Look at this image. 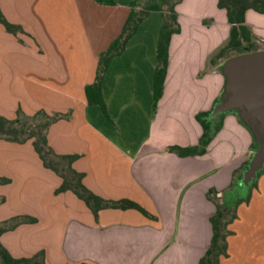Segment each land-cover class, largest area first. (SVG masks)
<instances>
[{"label":"crops","instance_id":"0c3cea01","mask_svg":"<svg viewBox=\"0 0 264 264\" xmlns=\"http://www.w3.org/2000/svg\"><path fill=\"white\" fill-rule=\"evenodd\" d=\"M115 6L95 0H0V116L16 119L39 111L71 113L48 131L59 155H79L73 168L85 186L106 200H131L137 210L105 209L96 218L71 191L56 194L62 179L46 169L32 141L0 139V222L37 219L2 235L16 259L45 253L46 264H199L213 238L211 219L240 171L251 163L256 141L234 111L203 156L180 157L172 146H197L203 128L197 115L211 111L225 93L224 58L231 25L218 0H183L181 32L173 36L164 93L156 110L153 88L162 14L151 12L121 56L115 57L102 90L111 121L90 106L86 86L95 82L99 55L120 36L134 0ZM246 24L264 34V14L249 10ZM264 50V35L257 39ZM257 143V141H256ZM258 144V143H257ZM228 256L220 264H264V173L248 204L229 225Z\"/></svg>","mask_w":264,"mask_h":264},{"label":"trees","instance_id":"16d2710c","mask_svg":"<svg viewBox=\"0 0 264 264\" xmlns=\"http://www.w3.org/2000/svg\"><path fill=\"white\" fill-rule=\"evenodd\" d=\"M100 5L115 6V0H95ZM183 0H134L130 4L131 14L118 38H116L109 48L99 55L96 80L93 84L86 86V96L90 106H99L105 117L111 121L108 108L103 98V82L108 72L109 66L115 57L121 56L126 50L131 39L137 34L141 24L147 19L151 12L162 14V25L160 28L157 52L156 69L154 75L153 100L156 110L160 99L164 93L165 81L169 68V51L171 40L174 35L181 32L178 21L176 7ZM220 9L227 12L228 21L231 25L230 38L217 54L211 58V64L219 58L226 61L232 57L257 52L261 47L257 43L256 36L246 24V14L249 10H254L264 14V0H218ZM0 24L7 32L17 36L25 33L17 25L10 23L0 10ZM225 61V62H226ZM220 101H217V104ZM216 104V105H217ZM215 105V106H216ZM215 108V107H214ZM214 108L209 112H202L197 115V121L203 128V135L197 146L180 147L172 146L169 151L180 157L203 156L216 135L223 127V119L226 113L220 115L218 121L212 118ZM237 113L236 111H234ZM71 113L48 114L39 111L33 116H26L21 110L18 111L16 119H7L0 116V139L17 144H25L32 141L33 147L39 155L43 166L53 171L62 179V185L56 190V194L73 192L79 199L84 201L91 209L96 218L105 209L137 210L144 216L154 219L146 209L131 200H106L90 191L84 184V174L77 172L73 168L74 162L79 155H59L50 146L48 141V131L52 125L60 120H69ZM242 123L243 120H241ZM259 145L254 143V149ZM248 164L239 174L235 176L231 187L224 192L223 202L219 203L216 190H210L208 198L217 205V212L211 219L213 225V238L204 257L199 264H220L221 257L228 256V237L231 235L229 225L237 219V209L239 205L248 201L255 188L256 180L252 181L246 198H239L237 188L243 181L244 173L249 168ZM264 173V169L258 173V178ZM9 179L0 178V185L8 184ZM5 199H0V204ZM37 219L29 216H17L7 221L0 222V264H46L45 253L40 252L31 258L16 259L11 256L8 250L1 243L3 234L15 230L23 224H35Z\"/></svg>","mask_w":264,"mask_h":264},{"label":"water","instance_id":"95a60500","mask_svg":"<svg viewBox=\"0 0 264 264\" xmlns=\"http://www.w3.org/2000/svg\"><path fill=\"white\" fill-rule=\"evenodd\" d=\"M227 82L222 100L215 106L212 118L236 111L252 130L259 145L243 184L250 186L264 169V50L228 59L222 67Z\"/></svg>","mask_w":264,"mask_h":264},{"label":"rangeland","instance_id":"374dc122","mask_svg":"<svg viewBox=\"0 0 264 264\" xmlns=\"http://www.w3.org/2000/svg\"><path fill=\"white\" fill-rule=\"evenodd\" d=\"M251 31H252V33H253V35L254 36H256V38L257 39H261V37L264 35V34H260V32H258V31H256V30H254L253 28H251ZM256 181H257V179H255ZM250 187V186H249ZM249 187H247V186H245L244 184H243V181L241 182V183H239V186H238V188H237V195L239 196V198H246V196H247V193H248V191H249ZM252 196V195H251ZM251 198V197H250ZM223 200V199H222ZM249 201H250V199L247 201H244V202H242L240 205H242L243 203H246V204H248L249 203ZM239 205V206H240ZM234 222V221H233ZM232 222V223H233ZM231 223V224H232ZM230 224V225H231ZM231 232V231H230Z\"/></svg>","mask_w":264,"mask_h":264}]
</instances>
